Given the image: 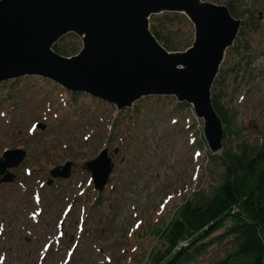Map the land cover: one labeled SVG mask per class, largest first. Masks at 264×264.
Instances as JSON below:
<instances>
[{"label":"rangeland","instance_id":"374dc122","mask_svg":"<svg viewBox=\"0 0 264 264\" xmlns=\"http://www.w3.org/2000/svg\"><path fill=\"white\" fill-rule=\"evenodd\" d=\"M205 1L226 5V0ZM262 5L264 0H240L233 7L237 13H245ZM262 12V18L260 13L255 14L257 30L250 31L247 38L255 56L256 78L234 95L239 128L252 145L264 142ZM175 28L193 44L195 29L186 16ZM74 42L80 49V40ZM223 67L224 63L221 70ZM15 81L0 85V159L5 150L21 147L26 152L23 165L32 175L25 177L22 168L17 176L29 184L27 188H35L41 178L48 182L57 171L54 166L64 167L70 161L73 167L70 165L68 178L52 177V184L41 190L45 205L39 220L29 214L34 210L31 189L25 192L17 184L0 186L5 197V213L3 216L1 210L0 217L9 226L6 241L1 243L7 250V264H36L37 250L50 234H55L54 223L68 200L73 205L64 229L66 237L62 246L49 248L48 255L54 261L44 264H144L158 244L155 229L169 221L175 207L199 186L210 190L218 186L221 168L205 157L209 147L203 139L204 123L194 112L189 116L183 106L188 104L175 97L144 98L132 109L118 112L86 94L73 97L46 79L25 77ZM136 106L142 116L135 115ZM113 120L118 125L112 138ZM117 148L118 154L112 151ZM104 149L112 151V172L110 181L98 192L91 172L83 166ZM221 253L216 249L211 257Z\"/></svg>","mask_w":264,"mask_h":264},{"label":"water","instance_id":"95a60500","mask_svg":"<svg viewBox=\"0 0 264 264\" xmlns=\"http://www.w3.org/2000/svg\"><path fill=\"white\" fill-rule=\"evenodd\" d=\"M165 13L184 15L194 26V42L184 52L168 51L152 33V17ZM242 26L227 6L204 0H0V83L38 77L118 112L144 98L175 97L203 121L204 139L216 155L225 129L212 89ZM68 35L80 40V50L56 54L53 47ZM25 155L3 153L0 182L12 179L6 169ZM111 163L104 149L85 164L98 192L109 181ZM56 169L53 177H69V163Z\"/></svg>","mask_w":264,"mask_h":264},{"label":"trees","instance_id":"16d2710c","mask_svg":"<svg viewBox=\"0 0 264 264\" xmlns=\"http://www.w3.org/2000/svg\"><path fill=\"white\" fill-rule=\"evenodd\" d=\"M225 3L231 15L244 23L212 89L213 108L225 129L224 148L221 155L207 150L205 157L221 168L220 182L212 190L199 186L175 207L169 221L155 229L158 244L144 264H202L206 260L211 264H264V142L252 145L243 136L234 106V95L256 78L255 56L247 38L250 31L257 30L255 14L263 13L264 5L245 14L237 13L230 0ZM183 18L166 13L151 19L152 33L168 51L184 52L191 46V41L175 28ZM74 40L77 38L72 35L61 39L54 52L64 57L75 55L79 46ZM183 106L189 116L193 114L192 107ZM134 112L142 116L139 106ZM117 125L113 120L112 138ZM202 144L207 146L204 141ZM216 249L222 251L221 255L211 257Z\"/></svg>","mask_w":264,"mask_h":264},{"label":"flooded vegetation","instance_id":"af4514ba","mask_svg":"<svg viewBox=\"0 0 264 264\" xmlns=\"http://www.w3.org/2000/svg\"><path fill=\"white\" fill-rule=\"evenodd\" d=\"M239 1L240 0H230V2H232L233 4H235V3L239 2ZM247 11L248 10H246L245 13H247ZM11 82H16V81H11ZM3 83H7V82H3ZM1 84L2 83H0V85ZM37 126H38V123L35 124V129H37ZM13 150L22 151L21 147L13 148L12 150H5V151H13ZM114 150L115 149H113L112 151H114ZM112 151H110V152L108 151V156L109 157L111 156ZM23 152H25V151L23 150ZM25 154H26V152H25ZM117 154H118V148H117ZM52 158L54 159L53 155H52ZM110 159H112V158L110 157ZM111 161H113V160H111ZM24 162H27L26 159H24V161L21 162L20 164H18L17 166H14L12 168H7L6 169V173L9 174V175H12V179L10 181H7V182L1 181L0 182V186L1 185L17 184L18 187L21 190L25 191V192H28V190L31 189V201H32L33 206H34V210L32 212H30L29 214H30L31 219H33V220H37L38 219L39 220V217H40V215L42 214V211H43L42 207L45 205L44 202L42 201L41 190L44 189L45 185L50 186L52 184L53 180L54 179H58V177L54 178L52 176L54 178L53 179L50 176V173H49L50 177L47 180L48 182L42 181V178H41L38 181L34 180V181H36V183L34 184L35 188H31V187L27 188V186L29 184H25L24 180H22L21 178H18V176H17L19 173H21V169L22 168H24L23 175L25 177L26 176L30 177V175H32L31 169L27 168L26 165H23ZM67 163L72 165V163L70 161L65 162L63 165H65ZM61 166L62 165L54 166V169L55 168H59ZM72 167H73V165H72ZM83 167H84V169L86 171H88L85 165ZM2 179H3V175L0 176V180H2ZM60 179H62V178H60ZM109 181H110V177H109ZM68 201L66 202L65 207L61 211L60 218L54 223V226H55L54 232H55V234L54 235L50 234L49 237H48V240L43 244L42 248L41 249L38 248L36 256H35V259H36L35 263L36 264H44L45 262L46 263H52L54 260H52L53 257H50L48 255L49 248L52 245H55L56 247H58L60 245L62 246L61 241L66 237V232H65L64 229H65V226H66L67 219L69 217V212L71 211L72 205H73L72 203L68 204ZM99 201H100V198H99ZM7 202L11 203L12 200L9 199V200H7ZM4 206H5V197H4L3 193H1V191H0V211L1 210L3 211V216H4V213H5ZM68 226L71 227V224L69 223ZM8 227L9 226H6V224H5L4 218L0 217V264H7L6 263V261H7V250H6V248L4 246H2V244H4L5 241H6V228H8ZM70 237H71V242H72L73 236H70ZM14 242L15 241H12L11 244H13ZM70 245H69V247H66L67 251L70 250ZM63 247H65V246H63ZM9 264H18V263H14L12 261H9Z\"/></svg>","mask_w":264,"mask_h":264}]
</instances>
